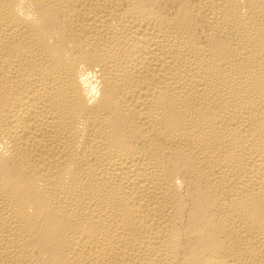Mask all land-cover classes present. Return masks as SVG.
<instances>
[{
  "label": "bare ground",
  "instance_id": "bare-ground-1",
  "mask_svg": "<svg viewBox=\"0 0 264 264\" xmlns=\"http://www.w3.org/2000/svg\"><path fill=\"white\" fill-rule=\"evenodd\" d=\"M0 264H264V0H0Z\"/></svg>",
  "mask_w": 264,
  "mask_h": 264
}]
</instances>
